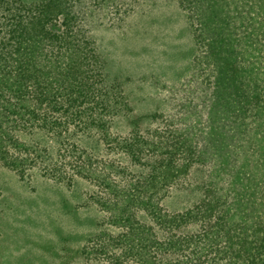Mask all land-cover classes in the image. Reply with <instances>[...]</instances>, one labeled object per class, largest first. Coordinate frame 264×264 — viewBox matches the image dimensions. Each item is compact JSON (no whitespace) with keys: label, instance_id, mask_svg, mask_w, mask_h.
<instances>
[{"label":"trees","instance_id":"1","mask_svg":"<svg viewBox=\"0 0 264 264\" xmlns=\"http://www.w3.org/2000/svg\"><path fill=\"white\" fill-rule=\"evenodd\" d=\"M115 1L0 0V169L91 185L88 201L121 229L89 248L105 264H210L212 252L227 255L217 264H264V239L237 234L264 229V0H177L197 46L192 73L171 89L173 113L139 115L91 33L125 28L149 0L119 2L116 27ZM196 166L201 200L169 213L163 201Z\"/></svg>","mask_w":264,"mask_h":264},{"label":"rangeland","instance_id":"2","mask_svg":"<svg viewBox=\"0 0 264 264\" xmlns=\"http://www.w3.org/2000/svg\"><path fill=\"white\" fill-rule=\"evenodd\" d=\"M119 2L122 0L113 2L117 6L110 10L113 26L123 18L124 8L115 14ZM129 12L125 28L99 27L93 29L92 37L106 57L108 74L126 82L124 89L134 114L147 113L155 106L169 113L171 89L189 78L197 57L189 22L177 0H149L133 10L131 7ZM124 125L117 123L112 133L123 131ZM141 127L145 129L147 124ZM20 133L26 142L38 139ZM94 150L100 159L122 163V156L105 155L102 146H94ZM205 178L206 170L196 166L163 201L165 210L182 212L199 202ZM93 190L84 180H78L70 189L56 184L37 168L27 170L23 178L0 169V264H105L88 255L89 248L107 235L121 234V229L106 222L107 212L88 201ZM145 217L141 220L149 225ZM237 234L254 244H262L260 240L264 239V229L257 235L242 231ZM254 244H248L246 251L253 253ZM211 254L210 264L224 262L227 257L223 253V260H219L216 253ZM234 264L241 262L237 259Z\"/></svg>","mask_w":264,"mask_h":264}]
</instances>
